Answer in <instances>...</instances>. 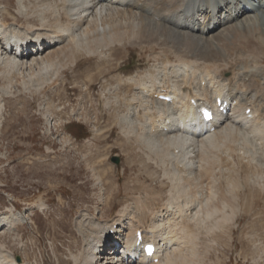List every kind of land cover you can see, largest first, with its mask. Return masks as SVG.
I'll return each instance as SVG.
<instances>
[{
  "label": "rangeland",
  "instance_id": "374dc122",
  "mask_svg": "<svg viewBox=\"0 0 264 264\" xmlns=\"http://www.w3.org/2000/svg\"><path fill=\"white\" fill-rule=\"evenodd\" d=\"M18 5L19 0H0V17L25 25L23 17L13 16H18ZM4 9L12 15L4 13ZM33 25L41 27L38 20L21 27L32 29ZM257 41L253 45H264V41ZM242 47L240 43L230 45V57L225 62L231 63L232 71L242 64L254 69L260 76L251 77L249 83L264 87V46L255 55ZM54 52L52 58L58 59L61 52ZM127 52L126 56L116 53L110 64L86 54L76 64L78 67L62 68L57 79L47 82L34 75H14L9 84L7 78L0 77V215L10 214L12 205L25 214L40 199L47 202L45 211L33 208L28 211L29 220L5 231L7 235L1 236L0 242L8 250L1 244L0 255L13 258L14 264L13 253L16 261L20 257V262H24L21 264H57L65 244L79 233L75 242L70 243L72 246H68V263L75 264L83 238L79 224L72 235L77 218L81 212H98L104 198L105 205L114 210L122 205L149 209L148 223L152 213L166 207L170 200L175 198L183 206L189 201L193 206L198 196V201L203 202L211 197L213 200H209L219 211L216 218L205 219L194 229L198 246L184 252L182 264H264V141H255L251 134L236 130L235 138L221 143L222 146L207 148V161L200 163L199 156L196 158L198 169H208L209 177H199L201 169H197L199 179L194 184L185 181L178 194L170 182L174 167L161 148H147L153 144L150 137L127 143L125 129L112 125L116 124L115 117L111 118L109 110L103 109L107 103L116 104L118 95L123 96L114 89L120 71L123 75L133 74L154 66V55L163 58L157 47L155 52L149 48L145 52L140 47L128 46ZM38 84L42 85L41 90ZM8 86L11 92L6 93ZM116 109L120 113L125 111H120V104ZM82 128L88 130V137H83L86 132L77 133ZM97 129L103 131L101 136L95 134ZM116 155L120 158L118 164L112 160ZM100 176L105 181L103 186L98 180ZM32 214L36 215V223L30 219Z\"/></svg>",
  "mask_w": 264,
  "mask_h": 264
},
{
  "label": "bare ground",
  "instance_id": "6f19581e",
  "mask_svg": "<svg viewBox=\"0 0 264 264\" xmlns=\"http://www.w3.org/2000/svg\"><path fill=\"white\" fill-rule=\"evenodd\" d=\"M4 10L12 15L9 9ZM17 14L13 16L23 17L28 26L38 20L41 27L33 25L32 29H27L21 27L26 24L19 26L18 22L10 23L0 17V77L7 78L9 84L13 83L14 75H34L37 80L52 81L60 76L62 68L75 66L86 54L108 64L115 61L116 53H128V46L140 47L145 52L146 48L152 52L155 47L161 49L163 58L154 55L156 63L151 68L128 75L119 72L114 89L123 96L118 95L116 104L107 103L103 109L109 110L111 118L115 117L116 124L112 125L125 129L123 135L127 143L135 144V139L141 141L150 137L153 144L147 148L153 151V146L160 147L171 165L172 157L182 161L183 170L174 168V178L170 181L178 194L185 181L194 184L199 177L209 175L202 165L203 168L198 169L196 158L200 156V163L207 161V148L219 146L216 142L235 138L236 134L232 133L236 130H244L245 134H254L264 141V87H255L245 80L249 75H260L243 64L232 71L231 63L225 62L230 57V45L240 43L250 55L261 51L264 45L253 43L264 41V0H19ZM8 40H17L15 45L23 53L13 55V48L9 51L7 47ZM58 46L60 50H56ZM53 52H61L58 59L52 58ZM227 72L232 74L225 76ZM42 85L38 84L39 90ZM5 92H11L9 86ZM210 94L218 98L233 97L239 104L233 108V115L213 132L207 126L209 122L197 119L191 105L192 99L199 104H209ZM161 95L172 99L163 100ZM118 104L122 109L119 110L124 112H117ZM247 104L252 105L253 113L248 120L239 111ZM100 129L95 131L97 136L103 134ZM99 179L101 183L104 181L102 176ZM209 199L198 201L197 196L193 206L189 201L183 206L174 198L166 207L154 211L148 229H145L147 210L137 205L125 206L115 218L110 215L106 221L82 213L78 224L83 238L79 254L74 257L75 264H101L99 259L103 258V253L100 251L112 230L120 239L125 231L135 234L139 229L146 239L158 245V253L150 258L137 253L135 260H123L120 264H182L184 252L198 246L194 229L205 219L216 218L219 211ZM44 206L41 202L37 205L40 209ZM21 219L7 215L0 218V230ZM78 237L79 233L75 239ZM135 243L132 246L138 252ZM157 257L159 263L152 262ZM0 264H14V261L1 253Z\"/></svg>",
  "mask_w": 264,
  "mask_h": 264
},
{
  "label": "snow or ice",
  "instance_id": "6c2138e0",
  "mask_svg": "<svg viewBox=\"0 0 264 264\" xmlns=\"http://www.w3.org/2000/svg\"><path fill=\"white\" fill-rule=\"evenodd\" d=\"M205 115L208 116L209 119H211V115L209 113L206 112ZM147 251L149 254H152L153 248L151 245L148 246Z\"/></svg>",
  "mask_w": 264,
  "mask_h": 264
}]
</instances>
